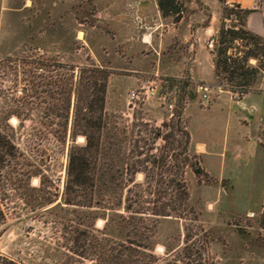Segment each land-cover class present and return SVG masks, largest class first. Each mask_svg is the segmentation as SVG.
<instances>
[{"label":"rangeland","instance_id":"obj_1","mask_svg":"<svg viewBox=\"0 0 264 264\" xmlns=\"http://www.w3.org/2000/svg\"><path fill=\"white\" fill-rule=\"evenodd\" d=\"M78 4L77 0H0V131L21 154L18 163L5 156L0 168V264L6 260L15 264H64L66 255H70L65 238L71 237V232L65 231L63 226H73L77 212L73 206L64 203L66 165L71 144L85 143L82 135L74 141L70 137L74 95L71 96L65 141L56 140L47 131L62 129L64 122L55 116L61 103L56 81L63 73L58 64H83L75 65V75L78 67H96L87 50L80 49L74 41L72 11L78 10ZM84 10L83 13L87 11ZM236 19L232 14L223 22L234 27ZM215 39L214 51L218 34ZM230 46L228 55L240 59L252 45L237 39ZM248 63L256 65L254 59H249ZM111 73L105 94L108 124L103 132L104 140L109 139L108 135L114 129L125 128L127 140L121 144L128 156L135 151L129 136V131L134 130L140 136L137 151L143 152L135 158L154 154L161 163L170 148H177L182 139L179 132L172 130L182 101V83L171 78H152L133 87L123 81L110 80ZM224 76L221 75L217 82L236 88L235 82ZM47 81H52L51 85H46ZM142 85L154 87L155 95L144 100H130V92ZM14 114H19L22 121ZM46 114H49L48 119ZM180 121L181 127L186 129L183 114ZM164 122L167 127H162ZM156 129L163 135L173 132L174 136L169 141L152 139ZM192 152L188 153L189 159ZM173 170L169 160L158 169L163 177H168ZM136 180L143 182L144 174L137 173ZM182 180L189 193L187 215L185 219H160L155 254L164 256L163 243L182 244L185 226L191 235L196 227H201L210 240V262L264 264V228L261 225L264 196L258 210L234 212L222 203H212L217 189L226 187V180L220 181L209 175L199 178L187 166L182 169ZM104 224L103 218L95 220L96 228L102 229Z\"/></svg>","mask_w":264,"mask_h":264},{"label":"trees","instance_id":"obj_2","mask_svg":"<svg viewBox=\"0 0 264 264\" xmlns=\"http://www.w3.org/2000/svg\"><path fill=\"white\" fill-rule=\"evenodd\" d=\"M220 1L225 3V0ZM158 4L163 14L178 11L174 0H158ZM249 13L250 10L235 5L232 8L224 6V17L234 14L237 23L231 27L222 22L215 44L216 77L224 74L225 79L235 82L236 88L233 85L228 88L239 94L251 90L264 72V38L246 28ZM237 39L252 45L240 59L228 55L230 43ZM249 59H254L256 65L249 64ZM58 67L63 73L56 81L61 103L55 116L64 122L62 129L47 133L58 141H65L71 96L74 95L70 137L72 141L78 135L85 137L84 145L71 144L68 151L64 203L76 209L77 219L73 226H63L65 231L71 232V237L65 238L70 255H66L64 264H215L209 260L210 240L201 227H196L191 235L185 226L182 244L163 243V257L154 252L160 219H185L187 215L189 193L182 180V169L187 166L197 177H208L200 156L192 150L189 131L181 127V103L172 130L179 132L182 139L177 148H170L166 159L160 163L154 154H146L143 159L135 158L143 152L137 151L140 136L134 130L129 131V136L135 151L127 156L121 144L127 140L125 128L114 129L108 135L109 139L104 140L103 132L108 124L105 94L111 72L105 68L84 66L78 67L75 75V65L61 63ZM51 82L47 81L46 85ZM14 115L22 121L19 114ZM48 117L46 114L45 118ZM167 125L162 123V127ZM173 132L163 135L160 129H156L152 139L169 141ZM190 151L193 152L189 159ZM20 155L8 136L0 131V168L5 156L18 163ZM167 160L174 170L168 177H163L158 169L164 167ZM139 172L144 174L143 182L136 180ZM32 173L37 175L40 172ZM98 218L105 219L102 229L95 227ZM261 225L264 228V205ZM3 264L15 263L6 260Z\"/></svg>","mask_w":264,"mask_h":264},{"label":"crops","instance_id":"obj_3","mask_svg":"<svg viewBox=\"0 0 264 264\" xmlns=\"http://www.w3.org/2000/svg\"><path fill=\"white\" fill-rule=\"evenodd\" d=\"M77 1L74 41L94 66L112 72L110 80L133 87L152 78L182 83L191 147L210 177L226 180L212 203L234 212L258 210L264 196V72L248 92L231 91L217 82L208 42L231 4L250 10L246 28L264 38V0H174V14H163L158 0ZM198 84L211 87L208 105Z\"/></svg>","mask_w":264,"mask_h":264},{"label":"built area","instance_id":"obj_4","mask_svg":"<svg viewBox=\"0 0 264 264\" xmlns=\"http://www.w3.org/2000/svg\"><path fill=\"white\" fill-rule=\"evenodd\" d=\"M260 4L262 5L263 0H259ZM231 7L234 6V4L230 5ZM138 19V16L136 17ZM216 39L211 38L208 42L210 47L214 46ZM197 91L202 94V97L204 99V104L208 105L209 99H208V94L211 90V87L208 84H198L196 87ZM155 95V88L151 86H140L138 90H133L130 92L129 97L130 100L134 99H148L149 97H153ZM169 109H172V104H169ZM172 115V114H171Z\"/></svg>","mask_w":264,"mask_h":264},{"label":"water","instance_id":"obj_5","mask_svg":"<svg viewBox=\"0 0 264 264\" xmlns=\"http://www.w3.org/2000/svg\"><path fill=\"white\" fill-rule=\"evenodd\" d=\"M233 27V26H232Z\"/></svg>","mask_w":264,"mask_h":264}]
</instances>
